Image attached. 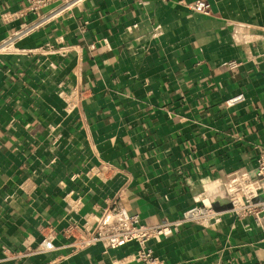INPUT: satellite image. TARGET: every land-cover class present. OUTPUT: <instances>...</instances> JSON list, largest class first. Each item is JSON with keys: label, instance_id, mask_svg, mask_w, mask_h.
Wrapping results in <instances>:
<instances>
[{"label": "crops", "instance_id": "obj_1", "mask_svg": "<svg viewBox=\"0 0 264 264\" xmlns=\"http://www.w3.org/2000/svg\"><path fill=\"white\" fill-rule=\"evenodd\" d=\"M193 1L81 0L46 16L0 0V257L77 264L71 241L112 201L159 225L205 198L218 221L163 237V264H264V232L225 191L264 146V0H205L209 14ZM134 251L91 264H140Z\"/></svg>", "mask_w": 264, "mask_h": 264}, {"label": "built area", "instance_id": "obj_2", "mask_svg": "<svg viewBox=\"0 0 264 264\" xmlns=\"http://www.w3.org/2000/svg\"><path fill=\"white\" fill-rule=\"evenodd\" d=\"M80 1L26 0V8L30 12L46 11V16L50 14L56 16L70 11ZM189 6L194 10L210 13V4L205 0H195ZM12 41L13 38H9L3 46L8 47ZM245 99L244 93H238L227 99L226 104L234 106ZM225 191L230 204L229 212L239 220L251 219V224L264 232V146L257 158L255 175L251 178H233L226 184ZM204 200L205 198L197 199L179 218L159 225L142 223L138 215L131 214L120 203L112 201L102 218L88 233L74 236L70 243V251L64 258L73 259L77 264H91L97 254L130 245L135 249L134 254L140 264H163L155 251L156 243L163 237L178 233L182 226L190 223L209 227L218 221L220 212L210 202L206 203ZM57 249L52 234L44 235L39 244V251L51 255ZM33 252L5 246L0 264L7 262L23 264Z\"/></svg>", "mask_w": 264, "mask_h": 264}]
</instances>
